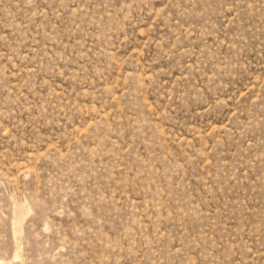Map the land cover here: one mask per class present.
Returning a JSON list of instances; mask_svg holds the SVG:
<instances>
[{"label":"rangeland","instance_id":"374dc122","mask_svg":"<svg viewBox=\"0 0 264 264\" xmlns=\"http://www.w3.org/2000/svg\"><path fill=\"white\" fill-rule=\"evenodd\" d=\"M0 264H264V0H0Z\"/></svg>","mask_w":264,"mask_h":264}]
</instances>
